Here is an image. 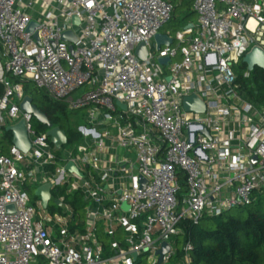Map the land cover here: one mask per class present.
Here are the masks:
<instances>
[{
	"label": "built area",
	"instance_id": "built-area-1",
	"mask_svg": "<svg viewBox=\"0 0 264 264\" xmlns=\"http://www.w3.org/2000/svg\"><path fill=\"white\" fill-rule=\"evenodd\" d=\"M190 1L196 25L164 34L173 43L157 50L173 12L163 0H0V137L22 122L30 143L0 154V264H157L163 244L167 264L181 222L221 217L264 192V98L241 96L260 70L242 59L264 52V0ZM142 44L145 61L135 54ZM28 84L84 113L75 154L32 130L20 109ZM190 96L203 113L184 110ZM26 184L79 192L81 226L61 198L59 213L32 204Z\"/></svg>",
	"mask_w": 264,
	"mask_h": 264
},
{
	"label": "trees",
	"instance_id": "trees-1",
	"mask_svg": "<svg viewBox=\"0 0 264 264\" xmlns=\"http://www.w3.org/2000/svg\"><path fill=\"white\" fill-rule=\"evenodd\" d=\"M168 3L173 7L170 22L175 20L177 14H180L187 23L190 22V17L194 14L190 0ZM252 78L255 81L254 89L243 87L241 96L247 102L255 104L264 98V72L255 70ZM27 88L26 85L24 87L26 96ZM41 93L42 95L38 94L43 102L35 105L36 108L46 115L53 128L57 127L66 134L68 143L64 149L75 154L83 139L77 129L69 125V119L78 112L68 111L65 105L52 102L43 92ZM41 129L40 133L48 131L45 127ZM0 140V154L5 155L8 152V145L12 144L11 134L3 130ZM56 156L59 157L60 154L57 153ZM180 178L181 193L184 194L183 177ZM51 197L53 200L63 199V203L69 207L74 219L78 221L74 228L81 226L80 220L83 219L85 204L79 192L70 194L55 187L51 191ZM238 210L246 211L244 216L227 217L225 213L218 218H203L196 225L190 221L181 222L180 234L174 238L175 247L181 248L175 251L168 263L173 261L175 264H185L184 257L189 256L191 264H264V192L257 195L256 201L250 206ZM187 245L191 250L185 252ZM135 264H142V261L138 259Z\"/></svg>",
	"mask_w": 264,
	"mask_h": 264
},
{
	"label": "water",
	"instance_id": "water-1",
	"mask_svg": "<svg viewBox=\"0 0 264 264\" xmlns=\"http://www.w3.org/2000/svg\"><path fill=\"white\" fill-rule=\"evenodd\" d=\"M73 24L78 25L77 18H73ZM193 27L192 24H188L184 29H191ZM35 28L34 24H30L27 32H31ZM36 39V37H35ZM62 40L74 42L75 39L71 33H65L62 35ZM154 42L157 46V50H160L161 47H170L173 43L172 39L164 34H157L154 37ZM70 52H72V48H70ZM136 56L141 60L145 61L147 56V50L145 45H140L135 52ZM169 62V59H160L159 64L162 66H166ZM242 63L246 65L248 71H252L254 67L259 68L260 70H264V52L261 50L254 48L249 54H247L243 59ZM183 108L185 111L194 112L197 114H201L204 112L205 107L203 103H201L195 96L185 97L183 99ZM20 109L31 115L33 120L38 122L41 126L48 129L46 132L47 138H49L50 144L53 146V150L55 152H59L63 147H65L68 143L66 134L60 130L59 128H53L50 124L49 120L47 119L46 115L43 114L36 106L33 104V101L29 97H25L23 102L20 105ZM196 127H191V133L194 134ZM6 132L11 134L12 137V145L17 149L21 150L22 152H27L30 148V143L28 141L27 133L24 128V124L21 122L19 125L11 128H7ZM205 133V132H204ZM205 135H207L205 133ZM65 170L68 173H74L80 178H82V174L77 171V169L69 163ZM140 186L143 189L145 186V181L143 179L139 180ZM35 198H37L40 202L42 209L46 210L49 203L56 205L57 207L61 206V202L58 200L51 199V185L45 184L43 186L38 187L35 189L34 192ZM122 208L124 210L127 209L126 205H123ZM8 213L13 212L12 207L7 208ZM228 213V212H226ZM169 252V246L166 244L162 245V248L157 252L158 263H163V257ZM134 260H136V255H133Z\"/></svg>",
	"mask_w": 264,
	"mask_h": 264
},
{
	"label": "rangeland",
	"instance_id": "rangeland-1",
	"mask_svg": "<svg viewBox=\"0 0 264 264\" xmlns=\"http://www.w3.org/2000/svg\"><path fill=\"white\" fill-rule=\"evenodd\" d=\"M170 1V2H174V3H179L181 2L182 0H167V2ZM190 22L187 23L185 20L182 19V16L180 14H177L175 16V20L172 21V22H169L166 26H164L161 30H160V33L161 34H166V35H169L171 36V38H173L175 36L176 33L178 32H181L184 30V28L188 25V24H192L193 26L196 25V16L195 14H193L191 17H190ZM174 61H181V58L179 55H177V57L174 59ZM238 69V70H236ZM235 69V73L237 74H240L241 72L245 71L246 68L241 64L239 63L238 67ZM27 97L31 98L32 101H33V104L34 105H38L40 103H42V99L41 97L39 96L38 93H41V91L39 92V90H37L35 88V86L33 84H28L27 85ZM38 92V93H37ZM83 115L84 113L83 112H78L76 113L73 117H70L69 119V125L72 126L73 128H81L83 127ZM31 128L32 130L35 132V133H40L42 131L41 128H44L43 126H41L38 122H36L35 120H33L31 122ZM0 143H1V140H0ZM10 146L8 145V148ZM7 148V150H8ZM130 159L132 158L131 155H129ZM61 190H67L69 188V186H66V187H59ZM24 191L25 193L27 194L30 202L33 204L37 201V198H35L34 196V192H35V189H36V186H32L30 184H26L24 186ZM48 208L50 209V211L52 213H59L60 212V208L55 206L54 204L52 203H49V206ZM246 211H243V210H232L230 212H228L226 214L227 217H239V216H244ZM83 214V213H82ZM120 235L122 234L121 232L119 233ZM122 237V235H121ZM119 236V238H117V241H123V239ZM111 240L110 239H102V243L104 244L105 248H107L108 246V243L110 242ZM180 246H176L175 247V251L176 250H180ZM139 261H142V264H145V260L142 259V258H139ZM168 264H175L173 261H171L170 263Z\"/></svg>",
	"mask_w": 264,
	"mask_h": 264
}]
</instances>
